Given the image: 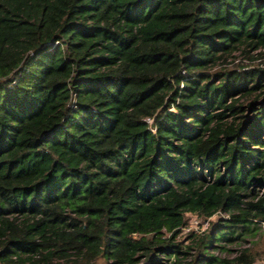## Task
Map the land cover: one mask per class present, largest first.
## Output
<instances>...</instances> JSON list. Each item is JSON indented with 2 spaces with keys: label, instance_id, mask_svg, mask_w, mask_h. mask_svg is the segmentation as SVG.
I'll use <instances>...</instances> for the list:
<instances>
[{
  "label": "trees",
  "instance_id": "obj_1",
  "mask_svg": "<svg viewBox=\"0 0 264 264\" xmlns=\"http://www.w3.org/2000/svg\"><path fill=\"white\" fill-rule=\"evenodd\" d=\"M238 49L264 0H0V264H253L211 252L264 224V68H216Z\"/></svg>",
  "mask_w": 264,
  "mask_h": 264
},
{
  "label": "rangeland",
  "instance_id": "obj_2",
  "mask_svg": "<svg viewBox=\"0 0 264 264\" xmlns=\"http://www.w3.org/2000/svg\"><path fill=\"white\" fill-rule=\"evenodd\" d=\"M226 62V63H224ZM218 63L217 67L224 66L225 68H234L237 66L245 67H261L264 68V49L251 50L249 53H244L243 49H238L232 55L226 58V61ZM246 98L240 99V103L246 102ZM71 217H75L74 213H70ZM219 216H226L224 213H217L209 218H202L193 214H186V223L181 228L177 235V239L182 242L183 246L190 244V239H187V234L191 231L201 233L207 230L211 223ZM241 230L239 229L238 232ZM242 232V231H241ZM234 236H237L235 234ZM219 244L225 246L227 250H220L212 248L211 252L219 256L233 257L237 254L238 250L248 249L254 258L253 264H264V224L263 223H250L248 227L242 232V236L227 242H220ZM60 260V263L65 264H106L102 257H97L93 261L86 262L80 258L70 255L67 260ZM173 260V257H171ZM190 260V259H189ZM198 264V263H194Z\"/></svg>",
  "mask_w": 264,
  "mask_h": 264
},
{
  "label": "built area",
  "instance_id": "obj_3",
  "mask_svg": "<svg viewBox=\"0 0 264 264\" xmlns=\"http://www.w3.org/2000/svg\"><path fill=\"white\" fill-rule=\"evenodd\" d=\"M149 121H151V120H149Z\"/></svg>",
  "mask_w": 264,
  "mask_h": 264
}]
</instances>
